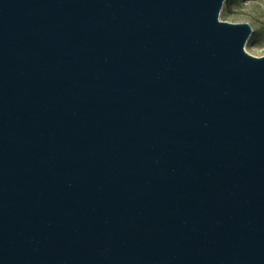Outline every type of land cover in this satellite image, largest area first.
<instances>
[{
  "label": "water",
  "instance_id": "1",
  "mask_svg": "<svg viewBox=\"0 0 264 264\" xmlns=\"http://www.w3.org/2000/svg\"><path fill=\"white\" fill-rule=\"evenodd\" d=\"M228 0H0V264H264V56Z\"/></svg>",
  "mask_w": 264,
  "mask_h": 264
},
{
  "label": "rangeland",
  "instance_id": "2",
  "mask_svg": "<svg viewBox=\"0 0 264 264\" xmlns=\"http://www.w3.org/2000/svg\"><path fill=\"white\" fill-rule=\"evenodd\" d=\"M221 20L250 24L254 32L246 51L258 58L264 56V0H228Z\"/></svg>",
  "mask_w": 264,
  "mask_h": 264
}]
</instances>
